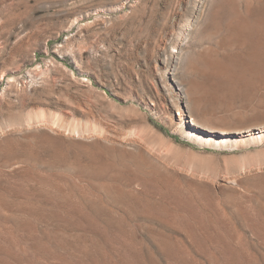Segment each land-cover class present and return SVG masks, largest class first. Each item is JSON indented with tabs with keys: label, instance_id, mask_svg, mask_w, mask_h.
<instances>
[{
	"label": "rangeland",
	"instance_id": "1",
	"mask_svg": "<svg viewBox=\"0 0 264 264\" xmlns=\"http://www.w3.org/2000/svg\"><path fill=\"white\" fill-rule=\"evenodd\" d=\"M200 4L0 0V264H264V127L192 126L169 57Z\"/></svg>",
	"mask_w": 264,
	"mask_h": 264
},
{
	"label": "bare ground",
	"instance_id": "2",
	"mask_svg": "<svg viewBox=\"0 0 264 264\" xmlns=\"http://www.w3.org/2000/svg\"><path fill=\"white\" fill-rule=\"evenodd\" d=\"M197 1L201 4L195 10V18L200 23L195 36L201 50L192 47L189 35L193 34L190 31L193 21L188 20L183 25L185 30L180 31V41L177 36L172 45L174 50L169 55L180 58L184 53L188 59L184 71L192 80L184 83L183 95L190 111V124L205 132L220 134H226L224 131L230 129L246 132L255 126L263 128L260 110L264 109V0H246L243 5L239 0ZM191 57L201 64V73L193 70Z\"/></svg>",
	"mask_w": 264,
	"mask_h": 264
}]
</instances>
